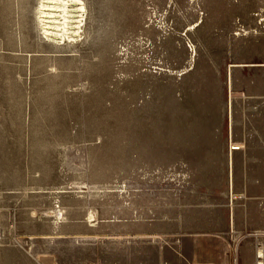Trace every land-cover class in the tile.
I'll use <instances>...</instances> for the list:
<instances>
[{
  "label": "rangeland",
  "instance_id": "1",
  "mask_svg": "<svg viewBox=\"0 0 264 264\" xmlns=\"http://www.w3.org/2000/svg\"><path fill=\"white\" fill-rule=\"evenodd\" d=\"M43 1L0 0V264H159L196 229L264 262V0H83L62 40Z\"/></svg>",
  "mask_w": 264,
  "mask_h": 264
},
{
  "label": "crops",
  "instance_id": "2",
  "mask_svg": "<svg viewBox=\"0 0 264 264\" xmlns=\"http://www.w3.org/2000/svg\"><path fill=\"white\" fill-rule=\"evenodd\" d=\"M217 242L219 239L211 232L199 229L190 234L171 235L158 245L154 259L159 261V264H231L230 254L221 258L216 256ZM142 247L143 257L149 256L152 249L150 243L143 244Z\"/></svg>",
  "mask_w": 264,
  "mask_h": 264
},
{
  "label": "bare ground",
  "instance_id": "3",
  "mask_svg": "<svg viewBox=\"0 0 264 264\" xmlns=\"http://www.w3.org/2000/svg\"><path fill=\"white\" fill-rule=\"evenodd\" d=\"M84 10L83 0H44L39 13L47 39L50 37L62 40L78 36L82 28L80 25L84 18ZM258 257H264L262 250L259 251ZM258 264L264 262L259 261Z\"/></svg>",
  "mask_w": 264,
  "mask_h": 264
}]
</instances>
